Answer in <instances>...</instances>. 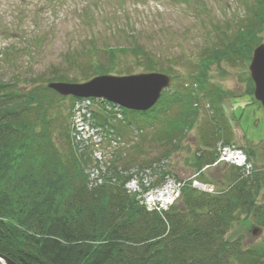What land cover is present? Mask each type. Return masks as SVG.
Wrapping results in <instances>:
<instances>
[{"label":"trees","instance_id":"obj_1","mask_svg":"<svg viewBox=\"0 0 264 264\" xmlns=\"http://www.w3.org/2000/svg\"><path fill=\"white\" fill-rule=\"evenodd\" d=\"M244 4L246 14L232 37L225 39V32L218 31L217 41L203 51L198 67L202 61L206 69L215 61L248 60L261 43L264 0ZM96 69L94 75L110 71L101 66ZM192 74L182 89L164 91L149 111L123 112L140 117L151 113L158 121L156 134L162 149L157 161L178 150L198 120V99L205 100L209 110L194 159L199 171L214 161L216 142L232 141L221 107L222 99L231 94L208 84L205 72ZM50 76L37 86L18 85L0 76V254L17 264H264V237L250 245L225 237L238 213L252 215L264 230V192L260 203L253 198L264 187V172H253L248 180L240 178L237 169H227L224 179L228 185L215 194L184 182L180 203L163 217L147 211L128 193L124 184L132 175L119 173L117 155L99 176L103 181L89 186L87 158L73 147L60 151L49 130L48 113L54 98H65L46 85L71 82L58 71ZM251 90L246 94L251 95ZM160 104H176L177 109L165 115L158 111ZM94 116L98 125L108 119L100 110ZM249 155L253 157L255 151ZM151 163L145 160L139 167L152 169Z\"/></svg>","mask_w":264,"mask_h":264},{"label":"rangeland","instance_id":"obj_2","mask_svg":"<svg viewBox=\"0 0 264 264\" xmlns=\"http://www.w3.org/2000/svg\"><path fill=\"white\" fill-rule=\"evenodd\" d=\"M244 1L250 4L253 0H0V76L18 85L37 86L45 84L43 80L49 79L54 71L73 83H81L101 75L99 71L94 75L98 66L105 71L110 69L107 75L115 76L163 69L172 76V88L182 89L192 73L203 71L208 84L238 97L232 103L231 119L235 124H231L232 143L254 149L255 155L248 154V159L257 175L264 172V109L257 103L243 104L252 97L242 96L252 87L248 72L250 57L248 60L215 61L206 69L203 61L199 67L197 65L203 58V51L217 41L219 32H225V39L232 37L245 14ZM260 36V42L264 43V32ZM110 49L114 52L110 53ZM54 99L48 113L49 130L58 149L66 152L73 146L69 130L74 100ZM232 100L222 99L221 106L229 108ZM196 106L198 120L187 131L178 150L167 159L157 161L154 159L162 145L157 141L158 121L151 118L152 114L132 115L135 117V122H130L133 128L123 123H128L124 117L120 118L117 122L122 125L119 143L103 149L105 160L96 162L100 159L91 158L85 171L89 180L104 175L107 165L117 155L115 164L119 173L135 174L131 182L125 184L126 190L145 208L149 200L156 202L155 205L160 202L152 193L167 185L168 178L172 180L168 202L173 205L181 200L179 179L191 181V186L206 193L214 194L226 188L224 176L213 167H201L200 174L195 176L194 159L208 104L198 99ZM91 108L99 111L100 102L93 101ZM157 108L171 115L177 105L160 104ZM74 115L77 114L74 112ZM224 115L227 117L226 112ZM145 160L152 161V170H141L139 165ZM164 172L170 175L163 177V181ZM254 173L247 179H252ZM197 178L205 184L200 186L199 181L193 180ZM160 182L163 185L159 186ZM263 192L261 186L257 195H253L254 201L260 203ZM252 225L258 226L252 215L238 213L225 237L229 241L239 239L245 245L259 243L264 230L253 234L250 232Z\"/></svg>","mask_w":264,"mask_h":264},{"label":"water","instance_id":"obj_3","mask_svg":"<svg viewBox=\"0 0 264 264\" xmlns=\"http://www.w3.org/2000/svg\"><path fill=\"white\" fill-rule=\"evenodd\" d=\"M254 82V96L264 107V45L254 48L249 64ZM171 79L163 73H140L127 76L99 75L82 83L51 82L47 87L61 96L96 97L133 110H147L159 98ZM261 231L252 229L253 234ZM0 264H17L0 254Z\"/></svg>","mask_w":264,"mask_h":264},{"label":"bare ground","instance_id":"obj_4","mask_svg":"<svg viewBox=\"0 0 264 264\" xmlns=\"http://www.w3.org/2000/svg\"><path fill=\"white\" fill-rule=\"evenodd\" d=\"M170 188H171V183H168L163 188L159 189L155 193L153 198H155V200H159V201H162V202H168V199L170 197ZM169 200H171V199H169Z\"/></svg>","mask_w":264,"mask_h":264},{"label":"built area","instance_id":"obj_5","mask_svg":"<svg viewBox=\"0 0 264 264\" xmlns=\"http://www.w3.org/2000/svg\"><path fill=\"white\" fill-rule=\"evenodd\" d=\"M148 204H149V208L150 209L155 208L156 210H160L162 208V205L161 204L155 205L156 203L153 202V201H150Z\"/></svg>","mask_w":264,"mask_h":264}]
</instances>
